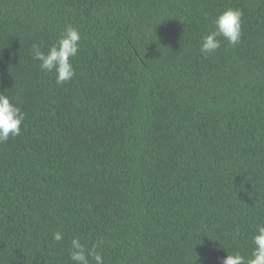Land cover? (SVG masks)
I'll use <instances>...</instances> for the list:
<instances>
[{"label": "trees", "instance_id": "obj_1", "mask_svg": "<svg viewBox=\"0 0 264 264\" xmlns=\"http://www.w3.org/2000/svg\"><path fill=\"white\" fill-rule=\"evenodd\" d=\"M227 8L243 11L241 41L205 57ZM67 25L81 40L60 85L33 45L46 52ZM0 92L25 114L0 143V264H73L74 237L103 241L104 264L250 256L264 224V0H0Z\"/></svg>", "mask_w": 264, "mask_h": 264}, {"label": "clouds", "instance_id": "obj_2", "mask_svg": "<svg viewBox=\"0 0 264 264\" xmlns=\"http://www.w3.org/2000/svg\"><path fill=\"white\" fill-rule=\"evenodd\" d=\"M243 11L239 8H227L212 21L213 29L200 40V52L207 57L221 47V40L227 41L230 47H235L242 37ZM183 22V21H182ZM81 34L73 25H67L55 43L48 50L42 51L40 45H33V58L39 61L41 71L54 73L56 83L64 84L75 76L71 59L80 48ZM25 114L13 103L4 92H0V143L7 142L21 134V126ZM63 233H53V240L61 242ZM103 241H98L92 248L86 249L79 238L71 240L69 260L73 264H104L103 255L99 249ZM253 249L246 259L239 252H226L221 264H264V224L256 226L252 236Z\"/></svg>", "mask_w": 264, "mask_h": 264}]
</instances>
